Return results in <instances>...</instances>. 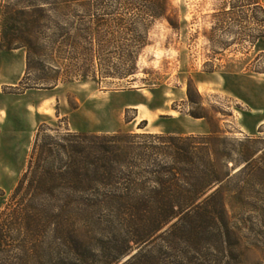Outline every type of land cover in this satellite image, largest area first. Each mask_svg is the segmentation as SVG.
<instances>
[{"label": "trees", "instance_id": "trees-1", "mask_svg": "<svg viewBox=\"0 0 264 264\" xmlns=\"http://www.w3.org/2000/svg\"><path fill=\"white\" fill-rule=\"evenodd\" d=\"M171 7V0H0V51L26 52L14 88L22 95L76 81L130 82L151 29ZM63 123L39 127L0 212V264H243L236 215L249 211L264 224V194L256 192H264V145L250 147L259 140L229 150L215 132L93 134Z\"/></svg>", "mask_w": 264, "mask_h": 264}, {"label": "rangeland", "instance_id": "rangeland-1", "mask_svg": "<svg viewBox=\"0 0 264 264\" xmlns=\"http://www.w3.org/2000/svg\"><path fill=\"white\" fill-rule=\"evenodd\" d=\"M171 4L169 19L151 29L130 82L105 79L98 87L76 81L19 95L14 87L24 76L26 52L0 51V212L44 123L62 120V127L93 134L215 132L227 138L229 150L247 138L259 140L251 150L264 145V0ZM1 20L0 10V31ZM4 86L10 94H3ZM143 121L148 125L139 129ZM235 223L242 228V263L264 264L260 218L246 211Z\"/></svg>", "mask_w": 264, "mask_h": 264}]
</instances>
